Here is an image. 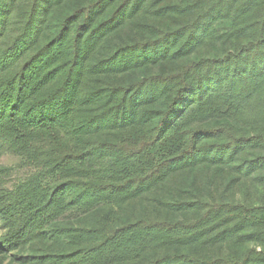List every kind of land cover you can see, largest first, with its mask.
I'll list each match as a JSON object with an SVG mask.
<instances>
[{
	"label": "trees",
	"instance_id": "16d2710c",
	"mask_svg": "<svg viewBox=\"0 0 264 264\" xmlns=\"http://www.w3.org/2000/svg\"><path fill=\"white\" fill-rule=\"evenodd\" d=\"M0 264H264V0H0Z\"/></svg>",
	"mask_w": 264,
	"mask_h": 264
},
{
	"label": "rangeland",
	"instance_id": "374dc122",
	"mask_svg": "<svg viewBox=\"0 0 264 264\" xmlns=\"http://www.w3.org/2000/svg\"><path fill=\"white\" fill-rule=\"evenodd\" d=\"M0 163L5 166H10L14 169V174L10 180V185L18 183L31 173V170L25 166L19 158L12 155L1 156Z\"/></svg>",
	"mask_w": 264,
	"mask_h": 264
}]
</instances>
